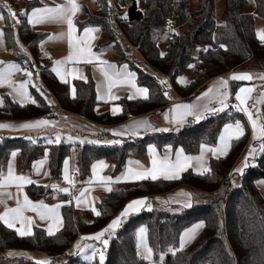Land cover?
<instances>
[{
    "label": "trees",
    "instance_id": "trees-1",
    "mask_svg": "<svg viewBox=\"0 0 264 264\" xmlns=\"http://www.w3.org/2000/svg\"><path fill=\"white\" fill-rule=\"evenodd\" d=\"M248 1L225 0V21L220 24L208 0H202L197 9L191 7L190 0H144L143 10L136 3L119 14L117 26L107 20L110 14L107 0H95L97 9L80 25L101 27L104 31L102 47L112 50L116 54L115 62L127 64L136 73L138 85L149 89L148 100L121 99L119 103L123 112L119 115L96 111V83L90 69L87 82H60L52 71L51 61L40 54V43L47 34L35 31L26 17H19L21 23L15 30L9 26L11 21L6 19L3 31L8 49L18 59L28 57V53L34 58L44 87L56 99L58 108L100 125L116 126L171 103V98H166L159 88L163 76L170 78L180 98L191 99L211 81L243 70L249 62L264 71V42L258 38L255 29V18H264V0H253L251 10L245 7ZM39 5L37 0H25L19 12ZM125 15L127 19L122 18ZM15 33H18L20 45L26 52L17 45ZM165 35L167 51L161 56L159 42ZM134 51L141 54L143 62L136 59ZM191 64L194 65L192 80L188 84H180L178 77ZM73 86L77 90L75 99L70 91ZM32 95L36 104H20L5 96L0 107V120L26 121L56 109V105L37 90L34 89ZM236 121L245 125V136L233 142L226 158L210 159L212 172L207 175L201 176L189 170L179 180H145L116 188L96 202L97 210L102 213L99 217L91 210L79 212L71 205H65L62 209L63 227L54 236L38 229L32 236L22 237L0 223V264H36L25 258L12 261L7 258L8 250L42 251L49 256L51 264H98V259L89 262L79 255H70L79 235L98 233L134 199L154 198L182 188L193 192L190 208L155 207L125 219L109 243L104 264H150L138 253V231L142 226L148 230L147 239L153 249V259L159 261L161 256L164 257V262L159 263L264 264V195L257 186L259 180H264V154H259L256 165L246 170L241 185L234 186L229 177L251 139L248 122L241 112L234 109L208 115L199 122L188 121L175 130L148 133L111 146L93 143L49 145L23 137L0 136V168L11 152L20 151L23 169H31L37 161L46 158L50 174L59 179L63 162L75 147L76 169H79L81 182L85 184L95 162H111L113 173L118 175L129 158L144 156L150 146L158 150L169 146L183 148L187 155H198L202 144L216 146L222 129ZM27 192L35 201L48 200L52 196L50 189L37 184H32ZM59 199L66 201L68 196L61 194ZM198 222H203L205 227L182 251L172 255L169 249L178 248L183 231Z\"/></svg>",
    "mask_w": 264,
    "mask_h": 264
},
{
    "label": "snow or ice",
    "instance_id": "snow-or-ice-1",
    "mask_svg": "<svg viewBox=\"0 0 264 264\" xmlns=\"http://www.w3.org/2000/svg\"><path fill=\"white\" fill-rule=\"evenodd\" d=\"M140 0H137V4H139ZM107 4L111 7V0H107ZM0 7L7 8L8 18L11 21L10 27L15 30L16 25L20 24L21 21L19 17H26L27 23L29 25L35 26L43 23H56L67 25V32H61L58 36H50L51 40H62L67 37L68 45L70 48V54L66 59L55 61V67L52 71L58 76L60 82L67 84L68 77L70 76L72 79L84 80L87 82V76L83 74V72L75 67V65L83 63V64H93V66H100L99 71L103 75L106 81L107 91L104 95L100 97L105 101L118 100L120 97L113 93V88L124 87L127 89H131L134 91H129L127 98L129 100L142 98L143 100H148L149 89L147 87H138L135 83L136 73L129 70V66L124 64L121 69H117L115 64H111L106 60L101 59L103 52L97 54L93 51L92 41L96 39L93 33H97L100 31L99 28L94 27H84L83 34L77 37L76 33L78 31L76 23H74V18L77 13L81 10V5L78 3V0H64V3L55 4L54 7L44 6V7H35L31 10L25 9L19 14H17L9 5L4 4ZM123 19H127L125 15L122 17ZM5 15L3 12H0V20H4ZM171 23V22H169ZM172 31V29H169ZM179 35V33H176ZM5 33L3 29H0V46L4 44ZM257 35L264 40V31H258ZM18 44L19 41L17 40ZM43 48V44L40 45ZM221 48L224 47L223 44L220 45ZM21 50L23 48L21 46ZM207 49H205L206 51ZM165 55L161 53V56ZM3 61H0V64H3ZM67 65H72L71 68L66 67ZM23 71L24 75L29 79L24 82L16 85L13 81L12 77L14 73ZM38 74V72H37ZM33 76V72L27 69H23L21 65L11 63L7 64L6 67H0V88L5 86L11 88L14 92L18 93L20 96L28 97L27 87L28 84L32 83L31 77ZM258 79L264 80V74L257 77ZM230 79L232 81H252L254 79L253 75L250 73H234L231 75ZM160 83L162 85H166V80H161ZM228 79L221 78L216 84L209 87L205 92H203L200 96L197 97L196 102L194 103H186V104H176L169 111L175 113V119L169 120V116L166 113L164 115L165 120H168L169 123L182 124L185 122L187 117H193L197 122L201 121L205 118L206 113L218 114L224 112L227 108L233 107L238 112H242L246 114L247 120L250 122V128L252 130V139L253 144L249 146V150L244 157V161L241 167L234 169L233 174L243 176L244 170L250 166V161L255 158L256 154L259 152L260 154H264V117H261L259 109L256 107L258 104L264 102V91L260 93L259 98H253L252 93L256 90L255 87H240L235 94V101L238 103L229 105L228 101L230 99V93L228 89ZM71 96L73 99L76 98V88L73 86L71 89ZM99 91V89H98ZM11 94V93H9ZM164 96L166 98L168 93L165 92ZM207 98V102L204 104H200V101L205 100ZM254 103L249 105L248 101L253 100ZM33 104L37 102L32 100ZM210 105H215L211 106ZM3 106V99L0 98V107ZM23 106V105H22ZM123 110L117 106H113L112 114L116 115L117 113L122 112ZM54 122L49 121L47 119H40L31 122H25L21 124H0V129H26V130H35L42 127H46L49 125H53ZM152 130V131H169L170 129H156L154 128L148 121H137L133 124L129 125L125 129L121 131H113V135L115 136H123V135H139V130ZM246 134L245 125L236 121L235 123L227 124L224 127L223 133L219 136V144L216 147H209L207 144L201 145V155L199 156H189L185 155L184 149L180 148L176 154L175 159L173 160L170 155L166 154L163 158H156V148L154 146H150L148 151L152 156L151 159V167H145L140 164L139 161H129V165L135 163L137 165L136 168L128 167L126 172L118 179L114 180L111 176H103L101 175V170L107 167L104 161H98L92 165V177L89 178L87 183L89 186L95 184L101 188H104L106 191L111 193L113 191L110 186L112 183H120V182H135V181H157L160 179L172 181L181 179V174L187 171L192 166V161H196L199 165L196 170L198 175L204 176L212 172V169L207 166V163L204 159L205 153H211L213 157L216 159L226 158L229 154L233 142H238L241 140ZM30 139V137H29ZM71 139V137H69ZM259 142L258 146L255 142ZM35 142V141H33ZM57 143L61 142V137L59 134L56 135L55 141L49 140L48 143ZM83 143L84 141H80ZM89 143H98V141H89ZM109 143L117 144L120 141H110ZM168 152H171V147L169 146ZM17 152L11 153V160L8 164L7 171L0 170V204L5 206V210L3 213H0V223H3L6 227L10 229H14L18 235L24 236H32L33 230L32 225L37 224L36 218L39 221H49L48 227L45 229L48 236H54L60 229L63 227V217L60 212L61 207L66 205H71L72 201H66L64 204H56V205H48L43 200L38 202L32 201L26 193H24V187L26 185L37 184L38 186L48 188L51 187L55 191L63 192L66 194H71L69 188L64 187L60 188L58 185H40L38 181L31 179L30 176L26 174H17L15 172L14 161L17 157ZM47 163L46 160H40L36 164L33 165V168L36 170V174H40L41 168ZM75 172H78L79 169H74ZM48 173L45 172V175ZM63 180L68 184L75 187V181L72 175L69 174V161L65 160L63 165ZM15 188V192L10 191L9 189ZM90 191V188H82L79 190V196L75 197L76 206L79 208L81 205H88L89 203H93L94 201H89L88 197L85 195ZM179 196L186 197V199L182 202L183 207L191 206L192 194L181 192L178 194ZM8 200H14L16 206L9 207L7 206ZM173 200L177 203H181V201ZM162 203H167V201H163ZM142 208H146L151 211V204L148 202L146 198L136 199L129 202L123 211L113 219L104 229L89 236L81 237V241L92 240L98 242L100 247H97L94 244L83 245L81 243H77L75 245L76 251L70 253V255H83L84 259L92 262L95 261L98 257V264H104L105 261V253L104 249H106L109 245V238L113 236L116 230L121 226L124 218L128 217L132 213H138ZM91 211L95 214V216H101V212L98 211L95 206H92ZM31 212L35 213L36 218L32 216L26 215V213ZM17 224H20L21 227H16ZM37 226H39L37 224ZM205 227L203 222L195 224L193 227L184 231L183 235L180 237V242L178 248H170L169 252L172 255H175L178 251H182L186 244L193 240L199 229ZM147 228L141 227L138 231V240H139V248L141 249L140 256L142 260H146L151 262V264H155L153 261V249L149 246L147 240ZM106 236L108 238H106ZM90 250V251H89ZM161 262L164 257L161 256L159 258ZM36 264H51V261H37Z\"/></svg>",
    "mask_w": 264,
    "mask_h": 264
},
{
    "label": "crops",
    "instance_id": "crops-1",
    "mask_svg": "<svg viewBox=\"0 0 264 264\" xmlns=\"http://www.w3.org/2000/svg\"><path fill=\"white\" fill-rule=\"evenodd\" d=\"M24 1L25 0H4L3 2H5V4L6 3H14L15 4L16 3L15 4L16 7L18 8L19 11H21V9H23ZM26 1H36V0H26ZM37 1H39V3H40V5L38 7H44V6L54 7L55 4L64 3V0H37ZM78 3L81 5V10L77 13L76 17L74 18V23H76L77 28H78V31L76 33L77 37H79V36H81L83 34V28L84 27L99 28L100 29L99 32L93 33V35L96 37V39H94L92 41L93 51L96 52L97 54H99L100 52H103V55H102L101 59L106 60V61H108L111 64H115L117 66V69H121L122 70V66L123 65H118L115 62V57H113V55H114L113 51L110 50V49H108V50L104 49L102 47V43H103V40H104V31H103V29L101 27H99V26H81L80 25L82 20H84L87 17V15L93 14V12H94V11H92V9L89 6V4L91 3V0H88V1L78 0ZM4 24H5V20H4ZM4 24H3V26H4ZM32 27H33V29L35 31L43 32V33L47 34V37L40 43V45L43 44V48H41V46H39V49H40L41 56L45 57V58H47V59H49L51 61L52 69H53L55 67V61L63 60V59H66L68 57V55L70 54V48H69V45H68L67 37H65L62 40H51V39H49V37L50 36H58L61 32H65L66 33L67 32V25L66 24L65 25L56 24V23H43V24H38V25L32 26ZM20 64L24 68V66H23V64L21 62H20ZM66 67L71 68L72 65H67ZM75 67L80 69L85 76H87V71H88V69H90L91 74L93 76V79H94V81L96 83V91H97L96 111L98 113H106V112H108L111 115H113L112 114L113 106H117V107H119V108H121L123 110V108H122L121 104L119 103V101L121 99H123V98H127L128 94H129V91H134V90L127 89L126 86L113 88V90H112L113 93L117 94L120 97V99L111 100V101H105L103 99H100V97L102 95H104L106 93V91H107L106 81H105L103 75L101 74V72L99 71V67L100 66L97 64V66L94 67L93 64L80 63V64L75 65ZM31 69H33V67ZM129 70L132 71L130 68H129ZM234 73H237V74L238 73H250V74L253 75L254 79L252 81H232L230 79V77ZM262 74H264L263 70L256 69L254 64L249 62L243 70H239V71H235V72H232V73H228V74H226V75H224L222 77H219L216 80L211 81L210 83L205 85L201 90H199L196 93V95L194 97H192L191 99L180 98L177 95V93L175 92L174 88H173V92H172L173 94L169 95V97L171 98V103L169 105H167V106H165L163 108H160L158 110H155L153 112L147 113L145 115H142V116H139V117H135V118H131L128 121H126V122H124V123H122L120 125H116V126L100 125L98 123H95V122H92L90 120H87V119H85L83 117H80V116H78L76 114H73L71 112L63 110L60 107L58 108L57 107V101H56V99L53 96L54 100H53V102H50V103L55 104L56 105V109L53 112L49 113L48 116H42V117H38V118H35V119L26 120V121H1L0 120V124H16V125H18V124L25 123V122H31V121L40 120V119H47L49 121L54 122L53 125H49V126H46V127L35 129V130L0 129V136L7 137V138L23 137V138H25L27 140H30V141L43 142L45 144H49L48 143L49 140L55 141V137H56L57 134H59L60 137H61V142L59 144L67 143V144L77 145V144L89 143V142H86V141H98V143H103L105 145L111 144V143H109L110 141H120V143H122L125 140L133 139V138H137V137H142V136H144V135H146L148 133L165 132V131H152V130L140 129L139 130V135H135V136L134 135H128V134L123 135V136H115V135L112 134L113 131H121V130L125 129L126 127H128L129 125H131V124H133L134 122H137V121L146 120L156 129L168 128L170 130H175V129H178V128L184 126L188 121L190 122L191 120H194L193 117H187L185 122H183L182 124H175V123H169L168 120H165L164 115L167 113L168 116H169V120H174L176 114L170 112L169 111L170 109H172L176 104H186V103H194V102H196V99H197L198 96H200L203 92H205L209 87H211L212 85L216 84V82L219 81L221 78L228 79V81H229L228 89H227L229 91V93H230V99L228 101L229 105L238 103L237 101H235V94L237 93V91H238V89L240 87H255L256 90L252 93V96H253L254 99L255 98H259L260 93L262 91H264V80L258 79L257 77H259ZM74 80H79V79H72L70 76L68 77V81L70 83L73 82ZM135 83H136V85L138 87H141L137 83V75H136ZM42 84H43V82H42ZM43 86H44V84H43ZM98 89H99V91H98ZM31 94H32V92H31ZM139 99H142V98H136V99H132V100H139ZM254 99L248 101L249 105L254 103ZM206 102H207V98H205V100H203V101H200V104H204ZM29 103H32V102L30 101ZM263 105H264V102L258 104L256 107L260 110V108L263 107ZM211 106H215V105H210V107ZM230 109H234L236 111L235 108L229 107L224 112H227ZM122 112L117 113L116 115H119ZM221 113H223V112H221ZM218 114H220V113H218ZM242 114L244 115V117H245V119L248 122L249 127H250V122L247 120L246 114H244V113H242ZM208 115H213V114L206 113L205 114V118ZM204 119H202V120H204ZM194 121H196V120H194ZM262 122H264V121L262 120ZM250 130H251V128H250ZM221 134H222V131H221L220 135ZM252 135H253V133H252V130H251V138H252ZM29 137H30V139H29ZM69 137H71V139H69ZM103 139L105 141H103ZM80 141H84V142L81 143ZM253 143H254L253 139H250V141L247 144L244 152L240 156L239 160L236 162V164H235V166L233 168V171H232V177L234 178L232 182L235 181V175L233 174L234 169L239 168V167L242 166L243 161H244V157H245V155L247 154V152L249 150V146L252 145ZM255 143L257 144L259 142L257 141ZM54 144H57V143L53 142V143H51L49 145H54ZM168 148L169 147H166L163 150H158L156 148V153H157L156 158L157 159H161L166 154H168L174 160L175 159V154H176V152L179 149L171 148V152L169 153L168 152ZM15 152L18 153V155H17V157H16V159L14 161L15 172L17 174H26V175L30 176L31 179H33L35 181H38L40 185H45V184L46 185H50V186L51 185H58L60 188H64V187L69 188V191H70L71 194H66V193H63V192L55 191L51 187H48V189L51 190L52 196L48 200H43V201L46 204L50 205V206L51 205H56V204H64V202L71 200L72 201L71 206H72V208L74 210L79 211V212H86V211H90L92 206H95V208H96V202L102 196L107 195L109 193L104 188H101V187H99V186H97L95 184L89 186V184L87 182L85 184H83L81 182V179H80V176H79L78 172L74 171V169H76V149H75V147L72 148L71 155L65 159V160L69 161V174L72 175L73 178H74L75 187H73L72 185L68 184L67 182H65L63 180V167H62L61 177L59 179H55L50 174L48 160L46 158H44V159H41V160H46L47 163L41 168L40 174L38 175V174H36V170L33 168V166H32L31 169H28V170L23 169V166H22V154H21L20 151H15ZM11 153L9 154V157H8L7 161L2 165L0 170H3L5 172L7 171L8 164H9V162L11 160ZM200 154H201V152L198 155H194V156H199ZM185 155H187V154H185ZM189 156H192V155H189ZM211 158L212 157H210V158L208 157L206 159V157H204L205 162L207 163L208 167H210V159ZM151 159H152V156L149 153V151L147 152V154H145L144 156H142L140 158H134V157L133 158H129L127 163H126L125 168L118 175H115L113 173L114 172V165L111 162L104 161V163L107 165V167H105L104 169L101 170V175H103V176H111L114 180H116V179L120 178L126 172L128 167H133V168L137 167V165L135 163L129 165V161H133V162L139 161L140 164H142L143 166L151 167V163H150ZM37 162H39V161H37ZM63 165H64V162H63ZM198 167H199V165L194 160V161H192V166L187 171L192 170L193 172L197 173L196 170L198 169ZM187 171H185V172H187ZM45 172H47L48 174L45 175ZM185 172H183V173H185ZM183 173L181 174V176L183 175ZM92 175L93 174H92V167H91L90 177L89 178H91ZM161 180H164V179H161ZM139 182H141V181L112 183L110 186L114 190L116 188L132 185V184H137ZM261 183H264V180H259L257 182L258 188H259V184H261ZM30 186L31 185H26L24 187L23 191H24V193H26L28 195V197L32 201L38 202V201L33 200L29 196V194L27 192V190H28V188ZM82 188H90V191L88 193H86L85 195L88 197L90 202L94 201V205H93V203H89L88 205H81L79 208L76 206V202H75L74 198L79 196V190L82 189ZM9 190L13 191V192L16 191L15 188H11ZM181 192H186V193H191L192 194V199H191V206H192V204H193V192L191 190L187 189V188L177 189V190L172 191L170 193L157 195V196H154V198H148L147 197L146 199L151 204L152 209H154L155 207H162V208L179 207V208L188 209L191 206L190 207H183L182 206V202L186 199V197L179 196L178 194L181 193ZM261 192L264 195L262 190H261ZM61 194L65 195V196H68V199L66 201H61L59 199V196ZM173 198H175L176 200L181 201V203L175 202L173 200ZM137 199H142V198H137ZM134 200H136V199H134ZM163 201H167V203H162ZM7 206L15 207L16 206L15 201L14 200H8L7 201ZM63 207H61V209H60L62 217H63V212H62ZM4 210H5V206L0 204V213H3ZM145 211H148V210L146 208H142L138 213H132L128 217L124 218V220L129 218V217H131V216H133V215H137V214H139L141 212H145ZM26 215L36 218L35 213L28 212V213H26ZM36 220H37V224L39 226H37V224H33L32 225L33 233H35V231L38 230V229L45 231V229L48 227V225L50 223L49 221H39L38 218H36ZM124 220H123V222H124ZM63 222H64V217H63ZM198 223H200V222H198ZM193 226H191V227H193ZM16 227H21V225L17 224ZM191 227H189V228H191ZM188 229H186V230H188ZM200 230L201 229H199L198 231H200ZM183 233H184V231H183ZM183 233L181 234V236L183 235ZM89 235H93V234H82V235H79L78 239L76 240V242L74 243V245L72 247V253L76 251L75 245L77 243L88 245L90 242H92V240L81 241V237L89 236ZM111 237H113V236H111ZM94 242H96V241H94ZM191 242H192V240L189 243H187L186 246L189 245Z\"/></svg>",
    "mask_w": 264,
    "mask_h": 264
},
{
    "label": "rangeland",
    "instance_id": "rangeland-1",
    "mask_svg": "<svg viewBox=\"0 0 264 264\" xmlns=\"http://www.w3.org/2000/svg\"><path fill=\"white\" fill-rule=\"evenodd\" d=\"M3 1L4 0H0V6H2V5L5 4V2H3ZM201 1L202 0H190V5H191V7L193 9H197L199 7ZM208 1L211 2V4L214 7V11H215V16H216L217 22L220 23V24L224 23V21H225V19H224L225 18V16H224L225 0H208ZM89 6L92 9V11H95L97 9V3L95 2V0H91V3L89 4ZM144 6H145L144 0H140V2L138 4V7L141 10H143L144 9ZM0 12H3V14L5 15V19L4 20L9 19L8 18V13H7V11H6L5 8L0 7ZM4 20H0V29L3 28ZM255 29H256V32H258V31H264V18L258 17V16L255 18ZM166 37H167V35L163 36L161 38L160 42H159L160 51H161V53H164V54L167 51ZM258 38L262 42H264V40H262L259 36H258ZM3 40H4V44H3V46H0V61H3L4 63L3 64H0V67H6L7 64H11V63H15V64L21 65L20 64V59H18V57L8 49L7 44H6V40H5V36L3 37ZM15 40L16 41L18 40L19 43L17 45L21 46L20 44L22 42H21V40L19 38L18 33H15ZM24 49L25 48H23V50ZM25 52H26V49H25ZM134 55H135L136 59L139 62H143V58H142L141 54L138 51H134ZM113 57H116V54L115 53H114ZM26 58H28L30 61H33V69L30 70V71L33 72V76L31 77L32 83L31 84H28V87H27L28 97L20 96L18 93L14 92L11 88L5 86L3 88H0V98L3 99V103L5 102V96H8L10 99H12V100H14L16 102H19L21 104H28L30 101L32 102V100H34L32 94H31L32 90H34V89L37 90L41 95H43L49 102H53V100H54L53 95L50 92H48L46 90V88H44V86L42 84V80L40 78V75H39V72H38V68H37V65H36L35 61L30 56L29 53H28V57H26ZM21 67H22V65H21ZM193 70H194V65L191 64L187 68V70L184 72V74H182L181 76L178 77L177 81L180 84H188L192 80V78H193ZM37 72H38V74H37ZM12 79L16 83V85H19L20 83L26 82L29 78L24 75L23 71H21V72L14 73ZM167 85H168V88H167L166 92L168 93V95L173 94L172 93L173 92L172 85H169L168 83H167ZM9 93H11V94H9ZM51 104H53V103H51ZM259 111H260L261 117H263V107H261ZM223 130H224V128L222 129V133H223ZM103 141H105V140L103 139ZM86 142H89V141H86ZM93 144L101 145V146H111V145H114L112 143L109 144V145H105L103 143H93ZM218 144H219V141H218V143H217L216 146H218ZM258 144L259 143H257L256 145L258 146ZM216 146H213V147H216ZM209 147H212V146H209ZM259 154L260 153L258 152L256 154L255 158L250 161V166L256 165V161H257V158H258ZM204 157H206V159H207L208 157L210 158V157H213V156H212L211 153H205L204 154ZM213 158H215V157H213ZM246 170H247V168L244 170V173L246 172ZM242 177L243 176L235 175V181L233 182V184L235 186H240L241 185ZM259 188L264 193V183L259 184ZM151 209H152V207H151ZM148 211H146V212H148ZM142 227L146 228L145 226H142ZM199 232L200 231H198V233ZM106 238H108V237H106ZM111 238H109V243H110ZM89 244H94L97 247H100V245L98 244V242L92 241ZM83 245L84 244H82V246ZM138 245H139V240H138ZM107 249H108V247L106 249H104L105 260H106V251H107ZM140 252H141V249L138 246V253H139V255H140ZM6 255H7V258H10L12 261H15L16 258L30 259V260H33L35 262H37V261H45V260L50 261L49 256L45 252L36 251V250L35 251L8 250ZM79 256L83 260H85L84 257H83V255H79ZM97 259H98V257H97ZM85 261H87V260H85ZM153 261L155 262V264H158L159 262H161V260L155 261L154 259H153ZM162 262H164V259H163ZM150 264H151V262H150Z\"/></svg>",
    "mask_w": 264,
    "mask_h": 264
},
{
    "label": "built area",
    "instance_id": "built-area-1",
    "mask_svg": "<svg viewBox=\"0 0 264 264\" xmlns=\"http://www.w3.org/2000/svg\"><path fill=\"white\" fill-rule=\"evenodd\" d=\"M85 1H88V0H85ZM252 1L253 0H249L246 3L245 7L247 9L252 8ZM136 3H137V0H111V7H109L110 14L107 18L108 22L118 26L117 16L119 14H122L126 10H128L131 6H133ZM6 4L9 5L17 14H19V10L14 3H6ZM5 9L7 11V8H5ZM33 60H34V58H33ZM20 62L23 64L24 68L27 70H30L33 67V61H30L28 58H22V59H20ZM35 63H36V61H35ZM163 80H166L169 85H172L171 80L168 76H163ZM159 88H160V91L165 93L167 88H168V85L167 84L166 85L160 84ZM48 115L49 114H47L45 116H48ZM257 161H256V163H257ZM229 178H230V181L232 182L233 181L232 175ZM158 264H166V263H158Z\"/></svg>",
    "mask_w": 264,
    "mask_h": 264
}]
</instances>
